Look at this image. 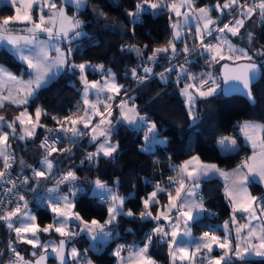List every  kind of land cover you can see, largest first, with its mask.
I'll use <instances>...</instances> for the list:
<instances>
[{"label":"snow or ice","instance_id":"1","mask_svg":"<svg viewBox=\"0 0 264 264\" xmlns=\"http://www.w3.org/2000/svg\"><path fill=\"white\" fill-rule=\"evenodd\" d=\"M13 8L14 14L0 17V42L10 46L18 54L19 59L25 64L22 71L27 72L28 79L18 77L5 67L0 66V108L6 103L23 107L19 115L7 121L0 115V161L4 171H0V187L3 188V198L0 199V221L6 222L8 229L14 231L15 240H10L5 249L0 251V264H5L4 257L8 255L7 264H45L49 248L58 259L59 264H93L84 252L76 247L66 250V245L71 243L80 233L69 227L70 221H79L75 226L80 232L87 233L92 240L113 237L118 225V217L125 216L136 219L135 213L129 209L124 210L126 197L119 196L109 188L107 182L97 178L86 181L94 184L95 188L104 191L101 200L108 204L106 208L107 219L101 224L92 219L89 223L84 220L79 212L75 211V197L82 191V184L76 171L72 170L75 164L69 165L67 172L56 171L64 159L73 154L72 147H58L67 142L73 147H81L82 140L87 138L94 144L96 150L87 152L80 161L81 166L89 167L98 163L101 158L114 160L119 149L118 142H112V135L116 131V124L120 123L129 127L143 128L145 142L167 143L159 139V130L155 121L147 115H141L135 97L129 93L127 87L119 84L116 74L111 69H106L103 64L92 65L89 62L76 63L72 59L75 52L74 41H79L87 33L83 31L85 22L76 15H68L67 5H73L77 12L86 7L85 0H63L58 5L55 0H6ZM196 0H139L134 11H126L124 15L133 18L135 25L141 13L151 10H164L174 14L173 20L169 16L171 38L165 45L152 49L151 55L144 57V50L135 46L121 45V49L135 52L138 57L144 58L146 63H158V58L163 55L170 66L161 73H154L151 67L138 66L128 69L134 82L145 85L152 75H158L161 81L167 82L172 72H176V82H184L179 90L184 98L183 103L187 116L192 125L200 119L197 105L203 100L215 97L220 89L219 81L228 85L224 95L233 91H243L250 102L255 103L252 95V85L257 79L258 69L264 65L254 62V56L264 57V49L240 47L234 44L231 37H241V29L246 21L254 16L264 23V0H217L214 6L196 7ZM45 9L48 14L45 15ZM184 9V11H182ZM219 13L215 19L212 11ZM36 12L34 17L33 12ZM96 11V10H93ZM229 15L230 19L223 22L222 17ZM103 16L110 19L102 11L97 12V18ZM194 21V28L191 22ZM222 24V26H221ZM106 28H121L120 25H105ZM134 32V27L132 29ZM196 43L190 45L184 39V32ZM44 37L41 39V37ZM244 38V37H241ZM246 39L249 45L253 41V34L248 32ZM177 41L183 43L177 49ZM215 41V42H213ZM65 43L62 50L61 43ZM144 45V48H147ZM55 52V55H51ZM199 52L205 57L209 66L219 65L217 71H205L199 77L190 73L185 66L190 61L188 56ZM27 53V54H26ZM171 53V55H168ZM183 54L185 64H179L177 58ZM177 60V64L171 62ZM103 73L102 80L89 81L87 69ZM67 70L72 75L79 72L78 80L83 85L82 105H77V111L63 118L50 117L56 122L55 128H48L41 123L42 116L48 113L41 107L28 111L29 101L35 97L38 90L44 88L50 80L54 79L61 71ZM93 92L96 99L90 100L89 94ZM118 100V103L116 102ZM119 111V117H114L113 112ZM11 130L3 131V127ZM17 127L20 134L17 136ZM38 129H44L46 134L40 143L42 159L38 161L42 167L36 168L24 165L20 160L21 173L15 179L11 176V169L16 162V157L11 149L9 140L15 137L26 141L37 136ZM241 132L245 141L251 148L252 154L245 157L231 172L221 169L217 164L204 163L199 155H192L173 170L176 176L167 179V187L157 182L154 190L145 198H141L143 210L139 219L152 220L156 226L144 237L143 247L138 245L128 246V254L122 255L124 246H118L113 255L117 257V264H158L149 254L153 239H158L161 244H167L171 264H237L245 259L246 255L254 254L264 257V196L257 197L250 193L248 184L255 181L264 182V124L244 122ZM229 142L232 150L239 146L235 139L223 138L220 144ZM144 150V147L141 148ZM53 154H59L60 159L55 163ZM31 172V176L24 175V169ZM55 187L46 188L45 191L55 194L61 185L69 186L63 195H53L49 198V206L54 214L53 223L41 227L36 223V216L28 211V202L17 190V184L27 187V190L36 191L44 187V182L55 177ZM218 176L224 181V192L231 204L232 214L221 226L225 235L219 236L215 229L204 231L198 238L193 236V227L199 218L209 210L205 207V199L200 194L201 181ZM115 183H119L117 178ZM33 184L35 187H33ZM4 185H10L3 187ZM13 194L16 199H11ZM166 195L167 203L162 204L159 196ZM15 204L7 210L3 205ZM19 202H23V207ZM159 208L153 214V209ZM237 214L246 218V223H238ZM13 218L19 221V226L14 227ZM255 222V223H253ZM234 226L236 242L231 238L229 225ZM111 226V227H109ZM58 233L61 237L57 242H42L40 233ZM30 234V235H29ZM17 243L31 245L34 251L30 255L34 259H26L17 251ZM222 252L213 256L214 249ZM36 250L41 251L37 258ZM87 251V250H85Z\"/></svg>","mask_w":264,"mask_h":264},{"label":"trees","instance_id":"2","mask_svg":"<svg viewBox=\"0 0 264 264\" xmlns=\"http://www.w3.org/2000/svg\"><path fill=\"white\" fill-rule=\"evenodd\" d=\"M139 0H86V7L81 9L77 15L85 22L84 32L87 33L74 46L76 49L72 59L76 63L89 62L92 65L103 64L106 69H111L116 74V80L129 90L135 97V103L140 109L141 115H147L155 121L159 130V137L167 143H153L148 149L141 150L144 143L143 129L129 127L118 123L112 139L119 143L118 152L114 160L101 158L98 163L89 167L87 164L81 166L80 161L84 159L87 152H92L94 144H90L87 138L82 140L81 147H73L64 142L60 145L72 147L73 154L65 158L63 166L75 164L76 171L82 184V191L75 197L76 208L84 220H98L104 222L107 217L106 205L101 197L88 194L89 183L93 179H101L113 187V190L122 197H126L124 210L131 209L136 219L131 217H118V225L113 237L96 249L87 245V238L76 237L73 243L78 250L93 261V264H114V247L124 246L127 249L131 244L142 245L144 237L149 234L154 227L155 221L139 219V214L143 210L141 198H145L154 185L159 182L167 187V179L174 176L173 168L178 166L186 157L199 155L202 161L214 162L222 169H229L238 165L249 153L247 146L242 144L239 134L236 132L237 124L242 120H254L264 124V66L260 67L261 75L256 83L252 85V95L255 103H250L238 95L223 96L220 92L212 98L198 103L197 108L201 119L192 125L190 118L186 114L183 100L180 95V86L184 82H176V72L170 74L167 82L161 81L158 75H152L145 85H137L131 77L128 69L138 66L151 67L154 73H161L170 66L169 61L161 55L158 63H146L144 58L138 57L135 52H128L121 49V45H130L144 50V57L151 55L152 49L165 45L171 38V28L169 16L172 15L166 9L147 10L141 13L135 25L131 23V17L124 15L126 11H133L135 4ZM217 0H196V7L214 6ZM223 3V0H220ZM96 10V11H93ZM102 11L110 19L103 16L97 18V12ZM217 12L212 11L215 16ZM12 15V8L7 4L0 6V17ZM173 16V15H172ZM230 19L229 15L222 17L223 22ZM228 19V20H229ZM227 20V21H228ZM246 21L241 29V37L250 32V27ZM120 25L121 28H106L105 25ZM134 27V32L132 31ZM192 45L196 43L186 37ZM231 37L234 44L249 47L246 37ZM147 45V48H144ZM252 49H264V23L257 22L256 32L251 43ZM183 43H177V49H181ZM197 52L188 56L190 61L185 66L188 71L197 73L203 68L200 60L197 61ZM168 55H171L169 53ZM204 57V56H203ZM198 58V57H197ZM203 59V58H201ZM179 64H185L183 54L177 58ZM173 60V65L177 64ZM254 62L264 65V57L254 56ZM0 64L12 71L22 70V64L16 60L10 52L0 47ZM214 71L218 66H213ZM24 72V71H23ZM103 73L87 69L88 80L99 78ZM79 72L72 75L67 70L61 71L44 88L38 90L34 98L29 101L28 111L33 113L35 108L41 107L48 116L41 117V123L48 128H55L56 122L50 117L63 118L71 113L74 104L79 100L81 83L78 80ZM23 107L5 104L0 108V115L7 121H11ZM46 132L39 130L33 140L39 145V139ZM192 135L191 141L187 143V138ZM221 135H230L239 146L235 151L221 152L216 142ZM13 141V138H10ZM187 143V144H186ZM59 145V146H60ZM15 168V167H14ZM27 171V170H26ZM119 178V183H115ZM34 186V184H33ZM222 182L217 177L203 179L201 181L200 194L205 199V207L209 213L201 216L193 227V235L199 236L204 231L215 229L221 234L217 227L229 219L230 209L227 201L221 192ZM248 189L252 194H260L261 186L255 181L248 184ZM164 194L159 196L161 203L165 199ZM158 205L153 209L156 211ZM36 215V223L44 227L51 219V213L43 207H31ZM111 227V226H109ZM6 231L5 224H0V241ZM41 238L46 235L40 233ZM52 235H49L50 237ZM68 245V244H67ZM18 250L20 244L17 243ZM167 244L154 238L149 254L159 263L168 262ZM87 250V251H85ZM242 264H264V259L245 258L237 261Z\"/></svg>","mask_w":264,"mask_h":264},{"label":"rangeland","instance_id":"3","mask_svg":"<svg viewBox=\"0 0 264 264\" xmlns=\"http://www.w3.org/2000/svg\"><path fill=\"white\" fill-rule=\"evenodd\" d=\"M55 2L58 4V5H62V3H63V0H55ZM137 2H139V1H137ZM152 2H156V0H152ZM85 3H86V1H85ZM3 4H7V5H9L7 2H6V0H0V6L1 5H3ZM69 5H67L66 6V11H67V14L68 15H70V16H72V15H75V12L77 11V10H74V11H72V10H70L69 9ZM200 7H204V6H200ZM12 8V7H11ZM134 10H135V8H134ZM133 10V11H134ZM149 10H151V9H149ZM153 11H157V10H153ZM182 11H184V9H182ZM14 14V11H13V8H12V15ZM48 14V10L47 9H45V15H47ZM33 15H34V17L36 16V12L34 11L33 12ZM173 16H172V18H173V20H175V19H177L175 16H174V14H172ZM76 16L79 18V19H81L77 14H76ZM217 16H219V13L217 12V14L215 15V16H213L212 15V18L213 19H215ZM82 20V19H81ZM172 22V21H171ZM170 22V23H171ZM194 24H195V22L194 21H192L191 22V25L190 26H192L193 28H194ZM84 31V30H83ZM184 34L186 35V37L187 38H189L188 37V34H187V32L185 31L184 32ZM42 38H43V36H42ZM81 39V38H80ZM190 39V38H189ZM77 42L78 41H74L73 42V47L77 44ZM213 42H215V41H213ZM65 43L66 42H64V43H61V46H62V50H65ZM7 47L8 49H10V46H6V45H3V43L2 42H0V47ZM252 45H249V47H251ZM14 53V55L16 56V57H18V54H16L15 52H13ZM198 57V58H197ZM196 57V60L198 61L199 60V56H197ZM201 60V62H202V64H203V66L204 65H206L207 66V64L205 63V61L203 60V59H200ZM216 66H219V65H216ZM203 68H205V66L203 67ZM207 69H208V67H207ZM209 71H214V67H212L211 69H208ZM198 74H201L202 73V71H200V72H197ZM102 78H103V75H101L99 78H96V79H92V80H89V81H93V80H102ZM51 81V80H50ZM49 81V82H50ZM81 91H80V97H79V100L74 104V106H73V108H72V111H71V113H74V112H76L77 111V105L78 104H80V106H81V108L83 107V105H82V91H83V85L81 84ZM183 86H184V84L182 85V86H180V89L181 88H183ZM218 93H219V90H218ZM89 99L90 100H95L96 99V95L93 93V92H90V94H89ZM23 109H21L20 111H22ZM19 111V112H20ZM19 112H18V115H19ZM33 114H34V112H33ZM119 115H120V113H119V111L117 110V111H114L113 112V116L114 117H119ZM118 124V123H117ZM116 124V125H117ZM132 127H134V126H132ZM136 128V127H135ZM143 129V128H142ZM39 130H42V131H45L44 129H38V131ZM7 132V131H6ZM10 134H11V131H10ZM143 135H144V129H143ZM223 138H229V139H232L230 136H227V135H221V136H219L218 138H217V140H216V142L217 143H219V141L221 140V139H223ZM112 139V138H111ZM159 139L160 140H162L163 141V139H161L160 137H159ZM191 139H192V135H189L188 136V138H187V143H189V141H191ZM112 142H114L115 143V141L112 139ZM186 143V144H187ZM220 144V143H219ZM60 145V144H59ZM58 145V147H61V148H63V147H67V145H60L59 146ZM220 145H226V142L224 143V144H220ZM141 147H144V150L145 149H148V147H149V143H147V142H145L144 141V143H143V145L141 146ZM96 150V148H95V145H94V149H93V151L92 152H94ZM54 155H56V154H53V156ZM59 155V154H58ZM43 158V156L42 155H40V157L38 158V161L40 160V159H42ZM60 158V157H59ZM58 158V159H59ZM53 159V158H52ZM57 158H56V160H58ZM56 160H54L53 159V161H54V163H55V161ZM34 167H36V168H40V167H42L41 165H39V163L37 162V164L34 166ZM95 179H93V180H91V181H94ZM108 185V184H107ZM56 185H55V180H50L49 182H47L45 185H44V187H42V189L41 190H39L38 192H36L35 193V195H34V197H33V204H34V206H38V207H43V208H45L46 210H48L50 213H51V219H50V221L48 222V223H46V225L47 224H49V223H53V216H54V214L51 212V210H50V206H49V198L51 197V196H53V195H63V194H65L67 191H68V187L70 186H65V185H61L60 186V189H59V191L57 192V193H55V194H51V193H48L47 191H45V189L46 188H54ZM108 187L109 188H111V189H113V187L111 186V185H108ZM153 191V190H152ZM151 193V192H150ZM88 194L89 195H91V196H96V197H102V196H104L105 195V193H104V191L103 190H101V189H97V188H95V186H94V184H90L89 183V190H88ZM167 203V202H166ZM107 206H108V204L106 205V208H107ZM159 208V206L156 208V210ZM28 211L32 214V215H35V212H34V210L32 209V208H28ZM36 216V215H35ZM108 217H106V219H107ZM105 219V220H106ZM229 219H230V217H229ZM228 219V220H229ZM89 223L91 222V220L90 221H88ZM247 221H246V218H245V220H241L239 223H241V224H243V223H246ZM104 222H102L101 224H103ZM253 223H255V222H253ZM76 224H79V221H70L69 222V227L72 229V230H74V231H76V232H79L80 234L77 236V237H79V236H84V237H86L87 238V245L88 246H90L91 248H93V249H96V246H98L99 247V245H102V244H104V243H107L111 238H108V239H104V238H100V239H97V240H92L91 238H90V236L87 234V233H84V232H80V229L79 228H77L75 225ZM224 224V223H223ZM222 224V225H223ZM16 226H19V221H18V223H17V225ZM232 226V232H231V235L233 236V239H232V241H233V243H235L236 242V238H235V230H234V226L233 225H229V228ZM231 229V228H230ZM42 234H44V235H46V237L45 238H41V236H40V234H39V236H40V240L42 241V242H57L58 243V241H59V239L61 238L60 236H59V234L58 233H55L54 231L53 232H51V233H42ZM217 235H219V236H223V235H225V232H224V234H219V233H216ZM30 235V234H29ZM49 235H52V236H50V237H48ZM14 237H15V233H14ZM18 244H20V250H19V252L21 253V255L23 256L25 253H31L32 251H34V249L32 248V246L31 245H27V244H25V243H18ZM131 245H133V244H131ZM135 245H138V244H136L135 243ZM139 246V245H138ZM71 247H76L75 246V244L73 243V241H71V243H69L67 246H66V250H70V248ZM77 248V247H76ZM117 248L116 247H114V249L112 250V253H114L115 252V250H116ZM128 249V248H127ZM168 250V249H167ZM37 251V250H36ZM128 254V252L127 251H125V252H122V255H124V256H126ZM222 254V252H221V250L219 249V248H216V249H214V251H213V253H212V255L213 256H219V255H221ZM245 258H257V259H264V257H259V256H256V255H254V254H251V255H246L245 256ZM70 264H76V262L75 261H70ZM81 264H83V262H81ZM114 264H117V257H115L114 256ZM159 264V263H158ZM167 264H171V261H170V257H169V254H168V262H167ZM197 264H198V261H197ZM237 264H241V263H237Z\"/></svg>","mask_w":264,"mask_h":264},{"label":"crops","instance_id":"4","mask_svg":"<svg viewBox=\"0 0 264 264\" xmlns=\"http://www.w3.org/2000/svg\"><path fill=\"white\" fill-rule=\"evenodd\" d=\"M86 1V0H85ZM70 7H69V9L70 10H72V11H74V10H76V8L73 6V5H69ZM81 9H83V8H81ZM80 9V10H81ZM78 12L76 11L75 12V15L77 14ZM249 22H248V26L250 27V32L254 35V33L256 32V27H257V22L259 21V18L258 17H253L251 20H248ZM247 35V34H246ZM246 35H245V37H246ZM244 37V38H245ZM44 38V37H43ZM42 37H41V39H43ZM189 43V42H188ZM190 44V43H189ZM191 45V44H190ZM61 46V45H60ZM3 47V46H2ZM240 47H243V46H240ZM3 48H5V47H3ZM61 48H62V46H61ZM8 52H10L11 54H12V56L16 59V60H18L21 64H22V70L25 68V64L19 59V57H16L15 55H14V53H13V51L11 50V49H8L7 47L5 48ZM27 54V53H26ZM51 55H55V52H52L51 53ZM197 56H199L200 57V59L201 58H203V60L205 61V57H203V56H201L200 55V53L199 52H197V54H196ZM0 66H3V67H5L7 70H9V71H11L12 73H14L16 76H18V77H23V79L24 80H27L29 77H28V74H27V72H23L22 70H19V71H12V70H10L9 68H7L6 66H4V65H2V64H0ZM207 67H208V69H211L212 67H209L208 65H207ZM208 69H203L202 70V72H205V71H209ZM190 72V71H189ZM117 103H118V100L116 101ZM6 104H10V103H6ZM10 105H13V106H19V105H15V104H10ZM19 107H22V106H19ZM23 109V108H22ZM18 115V114H17ZM16 115V116H17ZM254 122V123H258V124H262V123H260V122H258V121H254V120H242V121H240L238 124H237V126H236V132L239 134V136H240V140H241V142H242V144H244L245 146H247L248 148H249V150H250V153L247 155V156H250L251 154H252V152H251V148H250V146L247 144V142L245 141V137H244V135H243V133L241 132V126L244 124V122ZM3 131H7V132H9L10 133V129H8L6 126L5 127H3ZM20 134V131H19V127H17V136ZM227 136H230V135H227ZM232 139H234L232 136H230ZM11 138H13V141H11V140H9V144L11 145V150H12V152L14 153V155H15V157H16V162L14 163V167L16 168V169H21V165H20V160H23V162H24V165L25 166H27V165H31V166H35L36 164H37V162H38V158L40 157V155H41V153H42V149H40V147H39V145L38 144H34L33 143V140L35 139V137L34 138H30V139H28V140H26V141H21V140H19V139H17V138H15V137H11ZM153 144V143H152ZM152 144H149V147L152 145ZM218 144V146H219V149H220V151L221 152H228V151H233L232 150V146H231V144L229 143V142H227L226 141V145H220L219 143H217ZM148 147V148H149ZM192 155H190V156H188V157H186L180 164H182L185 160H188L190 157H191ZM246 156V157H247ZM60 156L58 155V154H56V155H54L52 158L54 159V160H56V158L58 159ZM245 159V158H244ZM243 159V160H244ZM2 161H0V163H1ZM204 163H214V162H206V161H203ZM241 163V162H240ZM239 163V164H240ZM179 164V165H180ZM215 164V163H214ZM238 164V165H239ZM178 165V166H179ZM237 167V165L236 166H234V167H231V168H229V169H223V170H225V171H229V172H231L233 169H235ZM222 169V168H221ZM24 170H27V168H25ZM174 176H176V172L174 173ZM213 177H217L218 179H220L221 180V182H222V188H221V192H222V195L224 196V198H225V200L227 201V203H228V205H229V209H230V216H231V214H232V207H231V204L229 203V201L227 200V198H226V196H225V192H224V181H223V179L222 178H220V177H218V176H213ZM255 182H257V183H259V185L261 186V192H260V194L258 195V194H252L251 192V194L252 195H254V196H257V197H261V196H264V182H259V179L257 178L256 180H255ZM166 202H167V197L165 196V199H164V201L162 202V204H166ZM159 206V205H158ZM156 212V211H155ZM155 212L153 213V214H155ZM241 220H245V217H243V216H241L240 214H237V221H238V223L241 221ZM224 223V222H223ZM223 223H221V224H218L217 225V227H219L220 228V230H221V234H224V230H223V228L221 227L222 226V224ZM231 228V230H232V226L230 227ZM232 232V231H231ZM194 237H199V236H195V235H193ZM231 238L233 239V236L231 235ZM140 247H143V244L142 245H139ZM125 251H127L128 252V249H124V251L123 252H125ZM257 259V258H256ZM242 264V263H241Z\"/></svg>","mask_w":264,"mask_h":264},{"label":"built area","instance_id":"5","mask_svg":"<svg viewBox=\"0 0 264 264\" xmlns=\"http://www.w3.org/2000/svg\"><path fill=\"white\" fill-rule=\"evenodd\" d=\"M229 19V18H228ZM227 19V20H228ZM227 20L226 21H224V22H227ZM221 26H222V24H221ZM123 45H125V44H123ZM190 73H192V74H194V75H196L197 77H199L200 76V74H198V73H193V72H190ZM44 136L45 135H43L40 139H39V146H40V143H41V141L44 139ZM10 151H12L11 149H10ZM60 159V158H59ZM65 160V159H64ZM61 171V172H67L68 170H69V168H67V167H64L63 166V164H61V165H59V169H56V168H54V172H56V171ZM0 171H4V169H3V167H2V162L0 163ZM21 171H22V169H16V168H14V164H13V167H12V169H11V176H12V178L13 179H15L16 177H17V175L18 174H20L21 173ZM24 175H28V176H31V172L30 171H26V170H24V173H23ZM59 177L57 176V177H55L54 179H49V180H47V181H45L44 182V185L47 183V182H49L50 180H55V179H58ZM8 186H10V185H4L3 187H8ZM33 187H35V185L33 186ZM42 188H39V189H37L36 191H30V190H27V187L26 186H23V185H21V184H17V190H18V192H19V194L20 195H23L24 197H25V200L28 202V208L29 207H31V203H32V201H33V197H34V195H35V193L36 192H38L39 190H41ZM3 198V188L2 187H0V199H2ZM11 199H16V195L15 194H13V196L11 197ZM99 200H100V202L102 201L101 200V198H99ZM20 204H21V207H23V202H19ZM7 210H10L11 208H13V207H15V204H8L7 203V201H5V203H4V205H3ZM13 223H14V227L17 225V223H18V220L16 219V218H13ZM0 224H5V227H6V231H5V234H4V236L1 238V241H0V251H3L4 249H5V246L7 245V243L10 241V240H15V237H14V231H12V230H10V229H8L7 228V226H6V222H4V221H0ZM156 226V222H155V225H154V227ZM153 227V228H154ZM153 228H151V230L153 229ZM150 230V231H151ZM17 251H19L18 250V247H17ZM8 255H5V257H4V260H5V264H7V260H8ZM198 264H200V262L198 261Z\"/></svg>","mask_w":264,"mask_h":264},{"label":"water","instance_id":"6","mask_svg":"<svg viewBox=\"0 0 264 264\" xmlns=\"http://www.w3.org/2000/svg\"><path fill=\"white\" fill-rule=\"evenodd\" d=\"M171 35H172V29H171ZM178 42H179V41H177V43H178ZM256 63H257V62H256ZM257 64H258V63H257ZM218 68H219V66H218ZM256 75H257V79L254 80L253 84L256 83V82L258 81V79L260 78V75H261V70H260V68L258 69V72H257ZM219 83H220V92H221V94H222L223 96L238 95V96H241V97H243L244 99H246L248 102H250L249 99L243 94V91H233V92H231V93L228 94V95H224V89L227 88L228 85H225V84L223 83L222 80L219 81ZM250 103H252V102H250ZM184 108H185V107H184ZM66 246H67V245H66ZM39 255H41V252L37 254V258L39 257ZM33 259H34V258H33ZM47 259H51V260L53 261V264H59L58 259L54 256V254L51 253V250H50V249H49V251H48V258H47ZM45 264H49V263H47V260L45 261Z\"/></svg>","mask_w":264,"mask_h":264},{"label":"flooded vegetation","instance_id":"7","mask_svg":"<svg viewBox=\"0 0 264 264\" xmlns=\"http://www.w3.org/2000/svg\"><path fill=\"white\" fill-rule=\"evenodd\" d=\"M50 249V248H49ZM41 251L40 250H37L36 251V254L40 253ZM26 259H33V257L30 255V253H25L23 255ZM47 263L49 264H53V261L51 259H47Z\"/></svg>","mask_w":264,"mask_h":264}]
</instances>
